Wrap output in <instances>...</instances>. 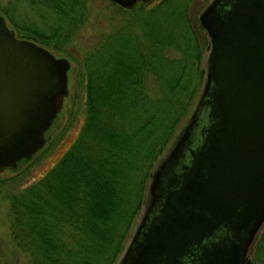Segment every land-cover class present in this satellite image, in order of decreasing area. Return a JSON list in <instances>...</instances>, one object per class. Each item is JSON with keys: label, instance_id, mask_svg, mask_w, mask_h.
Segmentation results:
<instances>
[{"label": "water", "instance_id": "obj_1", "mask_svg": "<svg viewBox=\"0 0 264 264\" xmlns=\"http://www.w3.org/2000/svg\"><path fill=\"white\" fill-rule=\"evenodd\" d=\"M198 22L208 38L200 97L116 264H249L264 223V0H212ZM69 65L0 15V169L44 144Z\"/></svg>", "mask_w": 264, "mask_h": 264}, {"label": "trees", "instance_id": "obj_2", "mask_svg": "<svg viewBox=\"0 0 264 264\" xmlns=\"http://www.w3.org/2000/svg\"><path fill=\"white\" fill-rule=\"evenodd\" d=\"M48 2L60 13L74 9V23L82 21L80 0ZM188 4L161 0L114 23L96 48L75 60L84 119L72 144L25 186L28 166L17 167L27 159L0 177L9 236L28 264L116 263L154 165L191 116L205 77L208 39L189 19ZM39 33L18 37L61 51ZM249 264H264V223Z\"/></svg>", "mask_w": 264, "mask_h": 264}, {"label": "rangeland", "instance_id": "obj_3", "mask_svg": "<svg viewBox=\"0 0 264 264\" xmlns=\"http://www.w3.org/2000/svg\"><path fill=\"white\" fill-rule=\"evenodd\" d=\"M160 1L161 0H150L147 3L140 2L136 3L132 7L125 8L117 5L111 0H80L84 13L82 21L77 24L74 23V9L72 12L70 10L69 13L66 12L67 14L65 12H63L65 14L60 13L56 7L53 6V4L48 2V0H0V15L5 20L7 27L13 31L15 37L21 38L18 37L19 34L23 37H25L24 34L28 35L33 33V35H37V32H40L42 33L41 35L48 37L47 39L49 40V43L60 46L61 51H56L47 45L41 44L40 42L39 44L30 38L22 39L33 41L34 43L47 49L55 57L66 58L70 64L66 73L67 93L62 98L61 105L56 116L43 134L45 141L44 144L37 150V152H34L29 159L27 158L28 162H22L21 165L17 167L18 169H23L28 166V173L25 177L26 180L23 183L24 186L37 179L53 166L65 150L72 144L81 128L84 119L83 81H81L77 73L78 66L76 65L77 61L75 60L80 61L83 54H85L87 50L96 48L100 42L99 40L103 39L104 35L114 28V23L118 20L120 21V19L122 20V18H126L129 11L141 6L150 7ZM211 1L212 0H189V4L187 6L189 19L196 20L197 25L200 26L198 22V15ZM56 28L61 29L59 34L57 33ZM203 33H205V31ZM65 37L67 38L65 39ZM207 56L208 48L203 51L201 56V65L205 69V73ZM204 81L205 77L200 93L202 91ZM200 93L194 106L200 97ZM188 120L189 119L182 121V123L178 126L174 137H172L169 143L165 146L160 158L154 165L152 175L158 163L166 156ZM49 144L51 145L50 147ZM46 147L49 148L46 149ZM12 174H14V171H11L9 167L0 169L1 178L8 177ZM150 181L151 179H149V182L147 183L142 206L130 226L129 235L125 241L123 250L117 257L116 263L122 256L147 206L149 205L151 198L149 191ZM249 256L250 253L248 255V259ZM0 264H28L26 254L17 249L10 239L7 202L1 198Z\"/></svg>", "mask_w": 264, "mask_h": 264}, {"label": "flooded vegetation", "instance_id": "obj_4", "mask_svg": "<svg viewBox=\"0 0 264 264\" xmlns=\"http://www.w3.org/2000/svg\"><path fill=\"white\" fill-rule=\"evenodd\" d=\"M150 0H136L131 6H129V7H132V6H134L136 3H147V2H149ZM118 5V4H117ZM120 6V5H119ZM122 7V6H121ZM129 7H125V8H129Z\"/></svg>", "mask_w": 264, "mask_h": 264}]
</instances>
